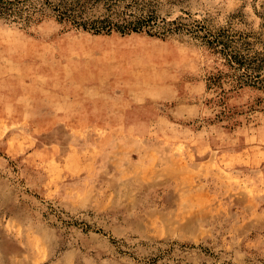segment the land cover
I'll list each match as a JSON object with an SVG mask.
<instances>
[{"label": "rangeland", "instance_id": "1", "mask_svg": "<svg viewBox=\"0 0 264 264\" xmlns=\"http://www.w3.org/2000/svg\"><path fill=\"white\" fill-rule=\"evenodd\" d=\"M130 9L264 53V0ZM216 59L186 31L0 18V264H264V91L219 102Z\"/></svg>", "mask_w": 264, "mask_h": 264}, {"label": "trees", "instance_id": "2", "mask_svg": "<svg viewBox=\"0 0 264 264\" xmlns=\"http://www.w3.org/2000/svg\"><path fill=\"white\" fill-rule=\"evenodd\" d=\"M138 4L139 0H0V18L28 26L41 22L45 17H53L67 29L95 34L115 31L167 37L186 31L217 56L218 65L208 75L207 86L220 89L219 102L225 103L229 92L245 87L264 91V53L253 51V44L247 36L226 29L213 32L200 20L189 25L180 19L167 20L155 12L142 13L130 9ZM98 8L103 11H97ZM139 10L143 9L140 7ZM226 85H229L228 89ZM259 100L264 102V97ZM169 245L159 257L170 254L177 244Z\"/></svg>", "mask_w": 264, "mask_h": 264}]
</instances>
